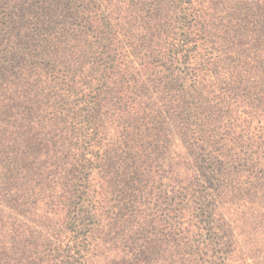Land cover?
<instances>
[{
	"label": "trees",
	"instance_id": "1",
	"mask_svg": "<svg viewBox=\"0 0 264 264\" xmlns=\"http://www.w3.org/2000/svg\"><path fill=\"white\" fill-rule=\"evenodd\" d=\"M147 6L152 12L142 20L139 11ZM187 17L188 24H182ZM120 35L148 51L161 52L171 63L181 62L178 87L168 83V87L151 89L148 80L144 82L142 76L134 74L128 63L113 74L115 80L108 77L104 73L108 68L105 57L112 61L115 58H111L106 42L113 43ZM165 37L172 41L163 42ZM97 52L103 56L99 62L94 56ZM86 63L103 68L102 77L119 87H108L103 92L104 98L95 110L100 117L114 110L127 115L134 112V116L141 114L153 121L161 119L163 109L168 111V118L162 120L156 141L169 145L180 131L182 145L192 150L189 164H193L191 159L197 162L193 151L199 150L198 142H204L207 131H212L221 147L212 151L209 163L228 164L229 169H235L247 166L255 154L256 162L263 161L260 166L264 167V124L251 127L254 120H264L258 114L264 108L248 94L249 89L259 86L257 90L264 97V0H0V264H99L87 256L92 245L78 239L84 229L91 231L98 211L88 212L80 222L73 217L69 237L62 220L68 209L66 199H70L65 194H73V184L62 172L74 174L79 167L74 161L71 168H64L67 162L63 164L58 153L69 149L68 142L73 137L80 139V135L64 134L57 120L63 121L62 116L70 112L69 74ZM51 70L62 73L53 76L48 73ZM124 101L131 104L123 109ZM242 102H246V108ZM25 109L36 116L28 120L27 131L22 133ZM243 115L247 119H242ZM196 117L204 121L201 130L196 128L197 121L193 122ZM236 124L240 130L234 128ZM205 126L207 129L202 128ZM195 128L201 137L195 135ZM228 144L232 147L227 148ZM151 154L156 160V149ZM111 173L118 175L113 169ZM259 175L254 178H263L264 172ZM225 181L217 188L213 213L225 228L226 240L217 248L214 244L218 234L212 232L214 237H207L208 247H214L208 259L200 244L181 239L176 251L182 255L180 264H264V205L259 214V248L248 254L236 241L229 205L236 200L235 192L227 189ZM61 190L65 193L59 195ZM40 216L49 224L39 230L36 221ZM25 221L35 226H26ZM197 250L202 252L199 259L188 258ZM83 251L86 254H81ZM144 252L149 253V249ZM218 252L227 257L217 262ZM146 259H126L122 264H149Z\"/></svg>",
	"mask_w": 264,
	"mask_h": 264
},
{
	"label": "rangeland",
	"instance_id": "2",
	"mask_svg": "<svg viewBox=\"0 0 264 264\" xmlns=\"http://www.w3.org/2000/svg\"><path fill=\"white\" fill-rule=\"evenodd\" d=\"M150 11L152 12L150 6L139 11L142 20L146 14L151 13ZM178 16L181 14L178 13ZM141 18H138V21ZM189 20L188 17L184 18L182 24L187 25ZM186 30L184 28V31ZM178 31L176 29L177 33ZM127 38L128 36L120 35L113 43L106 42L110 46L111 58H115L112 61L105 57L108 60L107 71L97 65L93 67L86 63L84 68H73L69 74L67 88L71 93L67 94V97L71 104L67 108L70 112L62 116L63 121L57 120L60 123L58 128H62V132L68 133L69 136L79 133L80 139L73 137L66 146L69 149H60L63 152L58 153L60 161L63 164L67 162L63 165L64 168H71L70 164L73 165L74 161L79 167L74 174L62 172V175L73 184L71 187L73 194H65L70 199H66L68 209L62 216V220L65 221L64 232L68 237L72 234L70 229L73 226V217L76 216L80 222L88 212L94 214L98 211V216L94 217L91 223V231L86 232L84 229L83 234L78 235V239L92 245L87 256L97 260L99 264H122V260L132 258H134L132 262L147 258L149 264H180L182 255L176 251L179 245L181 246L183 238H186L185 241L188 243L200 244L202 252L207 253L205 257L209 259L214 247H208L207 237L210 239L214 237L212 232L218 234L214 244L217 248L227 238L224 234L225 228L213 213L218 202L217 188L226 180L224 183H228L227 189L234 190L233 197L236 198L233 204H229L232 205L230 210L237 231L236 241L239 247L243 248V252L248 254L251 253L249 250L255 252L261 241L259 214L262 213L260 209L264 205V177L254 178L258 173L261 177L264 172V167L260 166L263 161L256 162L258 156L253 154L247 166L239 165L235 169H229L228 164L209 163V159L213 157L210 155L212 151L221 146L217 143L214 133L207 131L206 140L199 141V150L193 151L197 162L191 159L193 164H189L188 157L192 150L182 145L179 140L180 131H176L177 135L171 139L169 145L163 146L161 141L159 144L156 141L162 129H160L162 120L168 118V111L164 112L161 109V119L156 117L153 121L144 119L141 114L134 116V112L127 115L111 110L108 115L101 117L95 112L104 98L103 92L106 88L115 87V90L119 88L116 87L117 84L114 86L111 79L102 77L103 71L108 77H114L113 74L121 72L128 63L127 66L133 67L131 71L134 74L142 76L144 82L148 80L147 86L151 89L153 86L168 87V83L178 87L181 82L179 80L181 62L174 60L171 63L162 57L161 52L148 51L140 43L135 44ZM162 41L172 40L165 37ZM74 53L77 58V51ZM94 56L99 62L102 54L97 52ZM48 73L58 76L62 72L51 70ZM257 89H260L259 86L249 89L248 94L250 97L253 96V99L256 97L264 108L263 94ZM128 94L133 98L131 93ZM45 101L51 102L49 98H45ZM123 103V109L131 104L127 101ZM245 103L242 102L243 108H246ZM25 112L26 122H23L25 127L21 129L22 133L27 131L28 120L36 116L28 109H25ZM263 113L264 111L258 113L261 114L260 118H264ZM44 116L52 117L46 113ZM242 119H247L246 115H243ZM103 120L106 121L105 125L102 124ZM195 120L198 123L196 128L201 130V123L204 121L201 117H196L193 119L194 124ZM263 121L262 119V122L258 123L254 120L251 127H262ZM196 128L195 135L201 137ZM202 128L207 129L206 126ZM234 128L240 130L238 124ZM167 137L165 134V139ZM162 138L164 139V136ZM230 147L232 145L228 144L227 148ZM155 149L158 155L157 159L153 160L156 155L152 157L151 152ZM66 150L68 155H65ZM239 151L241 150L227 152L240 153ZM225 167L228 168L227 171ZM111 169L118 175H112ZM223 171L227 172L224 177ZM228 171L231 172L230 177ZM61 193H65L64 190L58 194ZM99 206L101 208L98 210ZM48 224L42 216L36 221L39 230ZM25 225L35 226L30 221H25ZM146 249H149V253H142V250ZM202 252L197 250L188 258L199 259ZM81 254L86 252L83 251ZM225 257L226 254L218 252L216 261L219 262V258Z\"/></svg>",
	"mask_w": 264,
	"mask_h": 264
}]
</instances>
